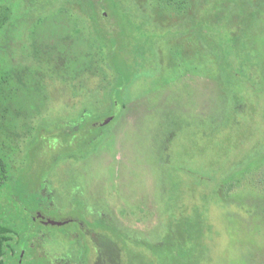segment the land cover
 Wrapping results in <instances>:
<instances>
[{
	"label": "rangeland",
	"instance_id": "374dc122",
	"mask_svg": "<svg viewBox=\"0 0 264 264\" xmlns=\"http://www.w3.org/2000/svg\"><path fill=\"white\" fill-rule=\"evenodd\" d=\"M107 1L118 43L97 35L84 0H0L10 177L27 166L36 129L112 116L85 155L57 160L25 206L108 226L132 250L125 264L163 242L172 215L196 212L197 264H264V0H222L206 34L197 19L219 0H183L179 12L156 0ZM50 233L33 244L51 264L78 257L72 236Z\"/></svg>",
	"mask_w": 264,
	"mask_h": 264
},
{
	"label": "flooded vegetation",
	"instance_id": "af4514ba",
	"mask_svg": "<svg viewBox=\"0 0 264 264\" xmlns=\"http://www.w3.org/2000/svg\"><path fill=\"white\" fill-rule=\"evenodd\" d=\"M84 3L86 5L85 1ZM95 32L97 33L96 29ZM109 117L110 122L112 116L106 117L100 123L103 127L102 133ZM87 118L82 116L71 129L59 124L50 129H36L33 139L26 147L27 166L20 171L19 176L17 172L14 179L10 177V161L3 152L16 148L12 146V138L7 131H2L4 144L0 147V166L5 177L0 178V246H5V253L0 256V264H51L48 254L39 253L33 242L49 238L50 230L54 228L72 236L78 246V257L74 260L66 259L63 264L102 263V238L96 224L93 226L82 222V216L71 215L72 211L64 214L67 216L65 219L57 220L55 216L47 213L48 210H45L47 214L40 209L29 211L24 204L26 196L36 195L41 191L43 182H46L45 178L55 169L57 160L67 156H82L91 149L92 146L86 150L83 135ZM4 127H7V123ZM62 152H66V155L60 156ZM55 180L57 179H53ZM77 212L80 213L79 210ZM3 223L16 226L4 227ZM64 227H67L66 230Z\"/></svg>",
	"mask_w": 264,
	"mask_h": 264
},
{
	"label": "trees",
	"instance_id": "16d2710c",
	"mask_svg": "<svg viewBox=\"0 0 264 264\" xmlns=\"http://www.w3.org/2000/svg\"><path fill=\"white\" fill-rule=\"evenodd\" d=\"M86 2V11L91 17V21L95 26L97 34L105 42L118 43V36L115 33L114 20H112L111 10L108 12L106 5H111L107 3V0H84ZM158 3L161 1L165 4L164 8H169L173 4H176V10L182 11L184 8L183 0H156ZM222 0H219L217 3L210 5L208 8H204L197 19L200 32H204L205 24L207 22L219 23L220 18L218 17V7ZM111 7V6H110ZM173 7V6H172ZM209 8L211 11H209ZM112 9V8H110ZM109 13H107V12ZM216 12V19L218 20H206L208 15L211 16V13ZM111 19V20H107ZM226 59L225 65L228 68H233V64ZM226 68V67H225ZM235 68V67H234ZM233 68V69H234ZM230 72V78L237 80L240 75L238 70L234 69ZM243 105L248 108L250 116H253L254 110H250L252 105L251 100L247 99L244 95L241 97ZM114 116V115H113ZM264 116V114H263ZM264 119V117H263ZM101 119L95 117H88L84 129L85 137V146L88 150L93 146L101 137L103 127H101ZM246 124V123H245ZM246 125V132H247ZM242 135V134H241ZM230 141L229 145L232 144ZM57 152H55L56 154ZM60 156L66 155V152H62ZM5 177L3 169L0 166V178ZM1 184V182H0ZM173 216V215H172ZM171 216V221L167 224V231L163 242L157 246H149L148 250L144 249L134 250L140 255H144V259L141 264H197L199 260V246L200 240L202 237V221L199 214L188 213L187 210H181L177 215ZM99 230V235L101 239V248L100 252L102 254V263L101 264H125V261L128 259L131 248L128 244L126 245L124 241L120 240V236L115 234L114 230L111 228L108 229V226L97 225ZM94 228V227H93ZM115 236V237H114ZM114 237V238H113ZM121 242V243H118ZM123 242V243H122ZM5 253V246H0V256H3Z\"/></svg>",
	"mask_w": 264,
	"mask_h": 264
},
{
	"label": "water",
	"instance_id": "95a60500",
	"mask_svg": "<svg viewBox=\"0 0 264 264\" xmlns=\"http://www.w3.org/2000/svg\"><path fill=\"white\" fill-rule=\"evenodd\" d=\"M110 120V117L106 119V122H108ZM52 224H58V223H55V222H51ZM59 225V224H58Z\"/></svg>",
	"mask_w": 264,
	"mask_h": 264
}]
</instances>
